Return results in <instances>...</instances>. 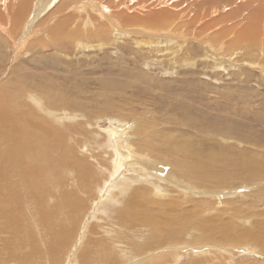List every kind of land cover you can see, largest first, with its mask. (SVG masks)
I'll use <instances>...</instances> for the list:
<instances>
[{
    "label": "rangeland",
    "instance_id": "1",
    "mask_svg": "<svg viewBox=\"0 0 264 264\" xmlns=\"http://www.w3.org/2000/svg\"><path fill=\"white\" fill-rule=\"evenodd\" d=\"M0 26L3 264H264V0H0Z\"/></svg>",
    "mask_w": 264,
    "mask_h": 264
},
{
    "label": "bare ground",
    "instance_id": "2",
    "mask_svg": "<svg viewBox=\"0 0 264 264\" xmlns=\"http://www.w3.org/2000/svg\"><path fill=\"white\" fill-rule=\"evenodd\" d=\"M54 1V0H53ZM64 1V0H63ZM52 2V1H51ZM50 2V3H51ZM81 7V6H80ZM79 7V8H80ZM42 9V8H41ZM83 10V9H82ZM101 10V9H100ZM103 12V11H102ZM105 14V13H104ZM4 22V21H3ZM110 22V21H109ZM2 24V23H1ZM1 27V26H0ZM5 27V26H4ZM112 27H113V25H112ZM2 29V28H1ZM25 29H27L26 28V26L24 27V28H22V29H20V30H18V29H15V34L16 35H14V38L15 39H19V40H17L16 42L19 44V42L21 43V44H26V43H24V41H23V33H24V30ZM85 29V28H84ZM106 29V28H105ZM108 29V28H107ZM99 30H101V29H99ZM99 30H98V32H99ZM85 31V30H84ZM103 31V30H102ZM102 31H101V34L103 35V33H102ZM115 34H117L118 35V33L119 34H122V33H120V31L119 30H115ZM165 32V31H164ZM79 33H80V31H79ZM95 33V32H94ZM112 33V32H111ZM125 33V32H124ZM128 33V32H127ZM129 33H131V32H129ZM13 34V33H12ZM77 34V33H76ZM87 34L88 33H86V36H87ZM108 34V33H107ZM75 35V34H74ZM90 35V34H89ZM100 35V34H99ZM135 35H136V32H135ZM150 35L151 34H149V37H150ZM93 36V38H94V34L92 35ZM91 36V37H92ZM104 36V35H103ZM151 36H156L157 38H146L147 39V41H146V43H148L149 44V46H152V45H154V46H152V47H158L159 48V46H162L163 45V42H164V40H165V42H170L171 40H169V38L168 39H165V38H167V37H165L163 34H161V35H157V34H153V35H151ZM102 37V36H101ZM159 37H161L162 39H159ZM85 38V37H84ZM183 38V37H182ZM146 39H144V40H146ZM177 39V38H176ZM173 40V39H172ZM15 41V40H14ZM137 42V41H136ZM140 42H142V41H140ZM167 42V43H168ZM83 43V42H82ZM80 45H81V43H80ZM173 45V44H172ZM82 46V45H81ZM84 46V45H83ZM79 48H80V46H78ZM84 48V47H83ZM81 49V48H80ZM162 49V48H161ZM163 50V49H162ZM164 53H165V51H164ZM15 83V82H14ZM22 86H23V84H22ZM2 89V88H1ZM13 89V88H12ZM8 91V90H7ZM10 92H14V91H10ZM2 96L4 97L1 101L3 102V103H5V106H6V104H8L9 105V102H12V98H13V96L12 95H10V94H6V93H3L2 92ZM27 96V95H26ZM29 99L31 98V97H28ZM62 98V97H61ZM32 99V98H31ZM14 100V99H13ZM18 100V99H17ZM17 100H15V101H17ZM32 100H35V98H33ZM62 100V99H61ZM64 100V99H63ZM52 101H54V100H52ZM59 101V100H58ZM61 102V101H60ZM57 103V102H56ZM59 103V102H58ZM64 103V102H63ZM72 103V102H71ZM11 104V103H10ZM12 104H13V102H12ZM75 104V103H74ZM81 102H80V106H81ZM15 105V104H14ZM64 105H65V103H64ZM78 105V104H77ZM10 106V105H9ZM8 106V107H9ZM71 106V105H70ZM75 106V105H74ZM15 107V106H14ZM53 107V106H52ZM72 107V106H71ZM76 107V106H75ZM9 108H11L10 110H12V107H9ZM16 108V107H15ZM78 108V107H77ZM75 109V108H74ZM81 109V108H80ZM15 111V110H14ZM18 111V110H17ZM90 111H92V110H90ZM55 118H57V117H55ZM8 119H2V121H0L1 123H0V125H2L3 123V127H4V132L2 133V134H4V136L5 137H9V141H7L8 143H7V145H9L10 143H12L13 142V146L12 147H10L11 145H9V147H7V145H6V147L7 148H4V149H1L0 150V157L2 156V154L3 153H5V152H10L11 154H13V153H15V152H13V151H16L15 149H14V146H15V141H16V135H14V133H15V131H13V129H12V131H10L9 130V128H8V125H10V124H8L7 121ZM7 121V122H6ZM9 123H10V121H9ZM8 124V125H7ZM6 128H8V133L6 132ZM107 132V131H106ZM109 136H110V140L113 142L112 143V145H113V147H114V150H115V152H116V157L118 158V159H120L121 160V162H122V160H123V158H128L127 159V161L129 160V159H131L132 157H135V155H134V153L132 152V148L130 149V147H129V145H125L126 143V141H127V137L125 136L126 134H125V131H124V129L122 128V129H110L109 128ZM107 132V133H108ZM1 134V135H2ZM124 137V138H123ZM2 139V138H1ZM0 139V141H2L3 142V140L5 139V138H3V140H1ZM121 139H122V141H121ZM120 140V141H119ZM5 141V140H4ZM182 141V140H181ZM5 147V146H4ZM178 147H176V149H177ZM182 150V149H181ZM180 150V151H181ZM185 150H187V149H184V151L183 152H185ZM34 151V149H32V150H29L28 152L30 153V152H33ZM124 151H126V154L124 155ZM188 151V150H187ZM13 152V153H12ZM223 152V151H222ZM229 152V151H228ZM186 153V152H185ZM196 153V152H195ZM230 153V152H229ZM9 154V153H8ZM10 154V155H11ZM19 154V153H18ZM188 154H190V153H188ZM226 154V153H225ZM231 154V153H230ZM190 156V155H189ZM23 157V156H22ZM188 157V156H187ZM222 157H223V155H222ZM14 158H15V156H14ZM13 158V159H14ZM20 157H18V159H19ZM10 159H8V158H0V163H2V164H4L6 161H9ZM186 160H187V158H186ZM198 160V159H197ZM188 161V160H187ZM129 162V161H128ZM142 164H145V165H142ZM6 166H7V163L5 164ZM9 165V164H8ZM134 165H138V167H139V170H141L142 171V173H143V171H144V173H145V170H143V169H151V171L153 170L154 171V167L153 166H151V164H148V163H146L144 160H138V159H135V160H133L132 162H131V166H134ZM237 165H238V163H237ZM115 166L117 167V168H119L121 165L118 163V164H115ZM8 167V166H7ZM194 167H195V165H194ZM188 168V167H187ZM11 169H14V167H12ZM191 170V169H190ZM128 171V170H127ZM133 171V170H132ZM147 172V171H146ZM143 173V174H144ZM220 173V172H219ZM230 173V172H229ZM223 174V173H222ZM153 178H155L154 176H153ZM173 178V177H172ZM154 180V179H153ZM116 181V180H115ZM129 185V184H128ZM131 185V184H130ZM111 186H115V185H111ZM186 186L184 185V188H185ZM183 188V189H184ZM159 190V189H158ZM162 191V190H161ZM109 193H111V192H109ZM117 193V192H116ZM148 195V194H147ZM141 196H142V194H141ZM132 197V196H131ZM144 197V196H143ZM111 198H113V197H111ZM110 198V199H111ZM123 198V197H122ZM116 199H118V198H116ZM115 199V200H116ZM143 199V201H144V199L145 198H142ZM121 200V199H120ZM117 201V200H116ZM115 201V202H116ZM140 201H141V199H140ZM142 201V202H143ZM145 201H146V199H145ZM149 201V200H148ZM135 202V201H134ZM149 203V202H148ZM147 203V204H148ZM139 204V203H138ZM145 204V202L143 203V205ZM146 204V205H147ZM136 205H137V203H136ZM142 205V204H141ZM146 205L144 206L145 207V211H146V213L148 212V210H149V207H148V209H147V207H146ZM149 205H150V203H149ZM163 205V204H162ZM165 205V204H164ZM168 208H169V206H167ZM165 207H163V209H164ZM130 209H131V207H130ZM130 209H128V211L130 210ZM162 209V210H163ZM170 209V208H169ZM176 209V208H175ZM142 210H143V212H144V208H142ZM168 210V209H167ZM131 211L133 212V210L131 209ZM138 211V210H137ZM140 211V210H139ZM164 211H165V209H164ZM142 212V213H143ZM172 212V211H171ZM128 213H130V212H128ZM137 213H139V212H136V213H132V215L134 216V214L136 215ZM169 213V212H168ZM176 213V212H175ZM145 214V213H144ZM166 214H167V212H166ZM165 214V215H166ZM139 215V214H138ZM133 216H131V218L133 219ZM167 216V215H166ZM139 216H137V218H138ZM135 219H136V217H135ZM153 218H151V220H152ZM169 219V218H168ZM143 220H144V218H143ZM154 220V219H153ZM139 221H140V219H139ZM155 221H156V219H155ZM142 222V221H141ZM157 222V221H156ZM216 225H217V227H218V223L216 222ZM21 226V225H20ZM26 228V227H25ZM16 230H18V223H13V226L11 227V228H9V230H8V233L10 234V235H12V236H14V237H17V234H16ZM210 230V229H209ZM220 232H222L221 230H222V228H219L218 229ZM212 231V230H211ZM217 233V232H216ZM223 233V232H222ZM223 234H226V233H223ZM25 235V234H24ZM23 235V236H24ZM228 237H226L227 239H226V241L228 242V243H230V244H235V245H239V242L241 241V239H237L236 237H232V236H230L229 234H226ZM11 236V237H12ZM244 236H249V234L248 233H245L241 238H243ZM11 237L9 238V239H11ZM256 243L255 244H259L260 246H263V248H264V235L261 237V238H259V239H257V238H255V237H253L252 238ZM17 241H19L20 243H14V248L15 247H17V246H22L25 242H27V240H25V238H22V239H20V238H18V240ZM243 241V240H242ZM14 250H16V249H14ZM30 261V260H29ZM28 261V262H29ZM3 264V260L1 259V261H0V264ZM31 264V263H30Z\"/></svg>",
    "mask_w": 264,
    "mask_h": 264
},
{
    "label": "water",
    "instance_id": "3",
    "mask_svg": "<svg viewBox=\"0 0 264 264\" xmlns=\"http://www.w3.org/2000/svg\"><path fill=\"white\" fill-rule=\"evenodd\" d=\"M30 26H31V25L29 24V25H28L29 30H30Z\"/></svg>",
    "mask_w": 264,
    "mask_h": 264
}]
</instances>
